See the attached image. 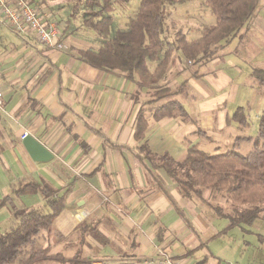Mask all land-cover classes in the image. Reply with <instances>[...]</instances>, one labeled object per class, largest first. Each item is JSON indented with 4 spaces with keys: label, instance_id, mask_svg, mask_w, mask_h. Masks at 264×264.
<instances>
[{
    "label": "crops",
    "instance_id": "crops-1",
    "mask_svg": "<svg viewBox=\"0 0 264 264\" xmlns=\"http://www.w3.org/2000/svg\"><path fill=\"white\" fill-rule=\"evenodd\" d=\"M49 16L45 15L48 22L53 19ZM242 35L241 41L234 39L213 60L200 64L198 71L192 67L199 64L187 65L189 61L174 57L164 84L178 91L187 82L174 98L192 120L156 121L147 112L149 127L142 141L134 138V131L142 102L148 98L146 88H139L136 79L128 80L118 70H102L81 59V48L73 45H82L79 36H64L61 47L54 48L33 36L15 34L3 41L0 202L11 196L17 209L48 212L40 194L15 196V189L32 181L69 189L66 207L53 223L60 237L51 238L52 253L66 259L77 256L83 264H133L160 253L183 264H207L210 258L213 264H221L218 257L210 256L201 238L206 232L211 240L221 237L228 220L220 219L206 203L184 198L163 175L172 197L194 224L192 232L164 194L154 189L146 166L128 147L136 150L147 143L152 153H168L181 161L188 142L202 149L205 142L217 145L223 136L234 137L232 141L242 136L231 132L240 126L227 124L238 107H246L257 123L264 112V97L250 74L253 68L264 69V19H254ZM218 60L224 61L229 75L212 67ZM198 127L208 138L196 134ZM25 132L49 150L52 160L32 159L21 139ZM202 197L208 202L212 190L205 189ZM14 223L12 208H0V233ZM205 248L207 257L194 260ZM49 263L59 264H42Z\"/></svg>",
    "mask_w": 264,
    "mask_h": 264
},
{
    "label": "trees",
    "instance_id": "trees-1",
    "mask_svg": "<svg viewBox=\"0 0 264 264\" xmlns=\"http://www.w3.org/2000/svg\"><path fill=\"white\" fill-rule=\"evenodd\" d=\"M82 1L85 7L83 25L95 32L100 46L79 49L80 58L102 70H118L128 80L136 79L139 88H146L148 98L138 112L134 131L137 141L146 137L149 127L147 112L156 121L178 117L192 120L182 102L174 98L187 82H183L178 91L160 85L164 84L174 57L177 55L191 65L213 60L231 41L242 40V31L249 28L262 3V0H202L200 5L215 17V23L200 25L193 31L197 37L189 39L183 28H177L175 35L169 37L172 31L168 29V21L175 30L177 22L172 19L171 8L191 0H141L137 12L129 18L124 29H114L112 13L115 3L125 4L131 0ZM250 76L262 89L264 97V69L253 68ZM233 123L241 128L251 126L246 107H238L228 116L227 124ZM196 134L208 138L207 132L199 127ZM244 143L251 144V150L245 155L240 153ZM128 149L134 152L139 163L146 166L154 189L164 194L192 232H195L194 224L172 197L163 175L176 184L184 198L206 203L220 219L229 221L221 234L236 227L250 233L249 227L264 212V112L257 120L256 134L237 136L232 149L225 153L211 154L199 144L188 142L184 159L177 161L168 153H152L147 143L136 150ZM205 189L212 190L213 198L223 196L235 205L234 208L226 211L222 206L205 202L202 197ZM25 194H40L49 211L17 209L11 196L1 200L0 208H12L15 223L0 233V264H42L48 261L83 264L77 256L66 259L62 254L52 253L51 238L60 237L53 223L66 207L69 189H54L32 181L14 191L15 196ZM258 239L264 242L263 235L259 234ZM39 240L44 244H39Z\"/></svg>",
    "mask_w": 264,
    "mask_h": 264
},
{
    "label": "rangeland",
    "instance_id": "rangeland-1",
    "mask_svg": "<svg viewBox=\"0 0 264 264\" xmlns=\"http://www.w3.org/2000/svg\"><path fill=\"white\" fill-rule=\"evenodd\" d=\"M201 1L202 0H191L183 5H176L174 8H171L173 13L172 19L177 22V26L174 30L171 26V22L168 21V29L169 31H172L169 37L175 35L177 28H183L186 35L189 39H191L194 37L193 31L198 29L200 25L215 22V17L209 14V10L200 5ZM31 2L36 3L37 9L44 17L45 15H51L49 17L53 19L50 22L56 23L59 31L61 32V39L62 37L64 38V36L68 37V35L79 36V40H81L79 43L82 45H77L76 42H73V45L78 46L76 49L87 47L98 48L100 46V42H96V40H92L91 42L88 40L97 38V36L93 30L83 25L85 7L82 0H31ZM140 2L141 0H131L125 4L115 3V10L112 13L114 18V29L126 28L129 18L134 16L137 12ZM256 18L257 20L264 19V0H262L259 15H257L254 19ZM65 24H67L68 27H66ZM15 34L16 33L7 27L0 10V53L4 48L3 41L6 42L8 39L15 38ZM224 65V61L218 60V62L213 64L212 67L220 69L219 71L229 75V68ZM193 68H196V71H198V69L201 68V65H195L192 67V70ZM230 74H232L231 71ZM204 83L206 84L205 80ZM162 87L168 88L166 83L163 84ZM260 90L262 91V89ZM143 97H145V95H143ZM145 99L146 98H144V100ZM144 103L145 102L143 101V107ZM254 120L255 119H252V124L248 129L240 128L236 131L232 130L231 132L233 134L239 133L238 135L247 136L249 132L251 133L253 131L254 135L257 131V123L254 122ZM223 138V140L217 142V145L205 142L202 145V149L207 150L206 152L211 154L225 153L231 150L234 144V141H232L234 137L231 140L226 138V136H223ZM215 146H217V150H214ZM250 150L251 144L248 143H244L240 147V153L243 155L247 154ZM2 168L4 169L3 166ZM214 198H210L208 202L216 206H222L226 211H231L234 208L233 206H235L221 195L217 196L215 199ZM43 210H46V208H43ZM249 229L253 232L245 233L240 229V227H236L234 229L227 230L220 235L221 237L214 240L209 239L206 232L201 239L205 245H208V249L211 251L212 255L218 257L221 264H264V242H261L258 239L259 234L264 236V212L259 215V219H257V221L253 224V226L249 227ZM197 240L199 242V239ZM38 243L42 245L44 244L41 240H39ZM208 254L209 253L206 248L200 250L194 255V260H202L207 257ZM213 260V258H210L207 264H213Z\"/></svg>",
    "mask_w": 264,
    "mask_h": 264
},
{
    "label": "built area",
    "instance_id": "built-area-1",
    "mask_svg": "<svg viewBox=\"0 0 264 264\" xmlns=\"http://www.w3.org/2000/svg\"><path fill=\"white\" fill-rule=\"evenodd\" d=\"M0 10L6 25L16 34L33 36L36 41L48 48L61 47V32L55 23H50L33 6L31 0H0ZM191 65V62H189ZM0 111H4V101L0 92ZM28 137L22 134L21 139ZM133 264H183L167 254L160 253L152 258L138 260Z\"/></svg>",
    "mask_w": 264,
    "mask_h": 264
},
{
    "label": "water",
    "instance_id": "water-1",
    "mask_svg": "<svg viewBox=\"0 0 264 264\" xmlns=\"http://www.w3.org/2000/svg\"><path fill=\"white\" fill-rule=\"evenodd\" d=\"M23 145L36 162H48L52 160L53 155L38 140L29 136L23 140Z\"/></svg>",
    "mask_w": 264,
    "mask_h": 264
}]
</instances>
